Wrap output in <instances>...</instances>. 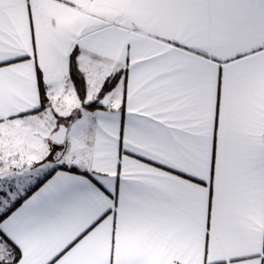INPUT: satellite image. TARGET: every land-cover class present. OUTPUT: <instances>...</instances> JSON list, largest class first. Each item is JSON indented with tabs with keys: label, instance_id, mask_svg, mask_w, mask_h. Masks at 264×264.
Segmentation results:
<instances>
[{
	"label": "crops",
	"instance_id": "obj_1",
	"mask_svg": "<svg viewBox=\"0 0 264 264\" xmlns=\"http://www.w3.org/2000/svg\"><path fill=\"white\" fill-rule=\"evenodd\" d=\"M55 99L84 133L1 222L16 264H264V0H0L1 180Z\"/></svg>",
	"mask_w": 264,
	"mask_h": 264
},
{
	"label": "rangeland",
	"instance_id": "obj_2",
	"mask_svg": "<svg viewBox=\"0 0 264 264\" xmlns=\"http://www.w3.org/2000/svg\"><path fill=\"white\" fill-rule=\"evenodd\" d=\"M84 108L72 100H53L52 105L44 114L43 121L39 122V127L35 126L34 130L40 128L41 132L46 134L44 141V149L39 153V159L33 166L26 165L28 158L24 156V163L19 165L17 173H10L9 178L0 179V216L10 210L22 197H24L32 188H34L40 181H42L48 173L55 168L59 162L68 159L75 151L79 136L84 133L81 126H76V120L83 115ZM70 122L73 124L68 138L64 144H56L52 142L49 137L58 128ZM20 135L24 136L26 140L30 139V135L25 133L23 129L19 130ZM21 137V136H20ZM23 139V137H21ZM20 141V140H19ZM5 144V141L4 143ZM11 144H14L11 142ZM25 143H19L17 150H21L22 154H26L29 150L25 147ZM9 150L0 147V169H10L6 163V158H3L2 152ZM39 161V162H38ZM29 166V167H28ZM12 246L2 237H0V261L8 262L13 256Z\"/></svg>",
	"mask_w": 264,
	"mask_h": 264
},
{
	"label": "trees",
	"instance_id": "obj_3",
	"mask_svg": "<svg viewBox=\"0 0 264 264\" xmlns=\"http://www.w3.org/2000/svg\"><path fill=\"white\" fill-rule=\"evenodd\" d=\"M78 52L74 51L71 57V63H70V77L71 80L73 82V85L76 89V92L78 94V96L80 97L81 100L85 101L86 97H87V82H86V77L83 73V71L80 69L79 67V63H78ZM122 76V71L117 73L116 75H114L113 77H111L110 79L107 80V82L104 84L100 94H99V98H102L104 95H106L108 92H110L111 90H113L116 85L118 84L119 80L121 79ZM41 90H42V94H43V103L45 102L46 105V100H47V96H46V86L44 85V83H41ZM89 107L92 106H98V101H95L92 104L88 105ZM45 108V106H43V109ZM69 170H76L75 168H70V167H66ZM57 170V168L52 169V171L50 173L47 174V176L40 181L34 188H32L28 194L24 197H22L10 210H8L6 213H4L3 215L0 216V224L1 222L15 209L17 208L24 199H26V197L30 194H32L37 188H39L51 175H53V173ZM0 237H2L3 239H5L1 229H0ZM7 241V239H5ZM13 248V256L12 259L8 262H4V261H0V264H16L20 258H21V253L19 251V249L15 246L12 247Z\"/></svg>",
	"mask_w": 264,
	"mask_h": 264
},
{
	"label": "water",
	"instance_id": "obj_4",
	"mask_svg": "<svg viewBox=\"0 0 264 264\" xmlns=\"http://www.w3.org/2000/svg\"><path fill=\"white\" fill-rule=\"evenodd\" d=\"M69 126L62 124L58 130L52 133L49 139L56 144H64L68 138Z\"/></svg>",
	"mask_w": 264,
	"mask_h": 264
},
{
	"label": "built area",
	"instance_id": "obj_5",
	"mask_svg": "<svg viewBox=\"0 0 264 264\" xmlns=\"http://www.w3.org/2000/svg\"><path fill=\"white\" fill-rule=\"evenodd\" d=\"M66 84L67 85H71L72 84V80H71V77L70 76L67 78Z\"/></svg>",
	"mask_w": 264,
	"mask_h": 264
}]
</instances>
